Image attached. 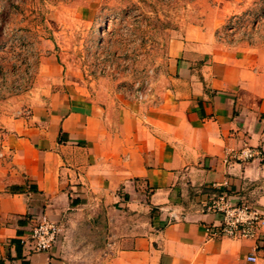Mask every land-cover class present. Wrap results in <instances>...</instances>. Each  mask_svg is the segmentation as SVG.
<instances>
[{
    "label": "crops",
    "instance_id": "crops-1",
    "mask_svg": "<svg viewBox=\"0 0 264 264\" xmlns=\"http://www.w3.org/2000/svg\"><path fill=\"white\" fill-rule=\"evenodd\" d=\"M255 1L200 0L144 100L74 81L37 40L0 137V264H264V227L210 236L220 216L202 205L224 192L264 212V42L223 30ZM243 146L263 158L227 157ZM42 216L61 234L31 251L21 238Z\"/></svg>",
    "mask_w": 264,
    "mask_h": 264
},
{
    "label": "rangeland",
    "instance_id": "rangeland-1",
    "mask_svg": "<svg viewBox=\"0 0 264 264\" xmlns=\"http://www.w3.org/2000/svg\"><path fill=\"white\" fill-rule=\"evenodd\" d=\"M200 0H0V137L14 98L33 81L35 58L46 39L63 72L76 82L112 81L132 96L135 82L153 79L169 37L194 17ZM264 0L230 16V40L264 42ZM256 29H254L255 27ZM41 38V39H40ZM43 51V53L45 52ZM0 161L4 158L1 153Z\"/></svg>",
    "mask_w": 264,
    "mask_h": 264
},
{
    "label": "built area",
    "instance_id": "built-area-1",
    "mask_svg": "<svg viewBox=\"0 0 264 264\" xmlns=\"http://www.w3.org/2000/svg\"><path fill=\"white\" fill-rule=\"evenodd\" d=\"M234 27V23H229L226 28L227 33H234ZM224 33L227 34L226 32ZM247 38L245 35L240 39ZM151 81L152 79H145L142 84L135 82L131 88V94H133L131 97L136 100H144L150 91ZM26 113H28L26 110L22 112V114ZM226 154L227 157L241 161L263 158V153L259 149L250 146H243L236 152L227 150ZM202 205L206 211L220 216V223L217 227L206 228L210 236L255 238L259 230L264 227L263 211L246 203L235 201L224 192L213 195ZM60 234V224L42 216L33 222L26 234L21 238V243L27 244L31 251H46L58 242ZM247 260L254 261L255 257L249 255Z\"/></svg>",
    "mask_w": 264,
    "mask_h": 264
}]
</instances>
